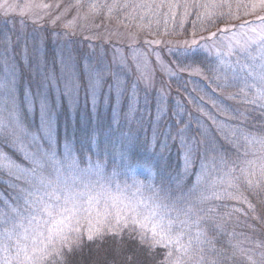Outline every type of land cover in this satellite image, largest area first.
Returning <instances> with one entry per match:
<instances>
[{"label": "rangeland", "instance_id": "1", "mask_svg": "<svg viewBox=\"0 0 264 264\" xmlns=\"http://www.w3.org/2000/svg\"><path fill=\"white\" fill-rule=\"evenodd\" d=\"M262 17L264 0H0V81L13 83L16 112L23 130L15 131L22 137L20 143L24 152H54L61 162H64L66 152L69 158H75L79 169L88 171L74 175L88 183L93 195H100L97 209L101 214L106 205L108 211H114L110 207L113 201L123 207L121 202L126 204L129 199L133 203L146 201V213L155 203L176 201L177 208H192L189 216L181 214L179 217L186 221V226H180L184 231L181 243L187 247L191 239L187 253L177 252L175 245L171 249L157 245L151 252L139 251L143 260L137 264H172L178 257L181 264H209L207 244L215 245L220 240L210 235L216 229L217 220L209 216L216 205L221 203L222 206L223 202L229 203L226 200L237 198L234 194L241 181L254 186L258 183V173L264 174V159L261 158L243 163L242 170L231 175L214 166L210 170L214 178L205 176L209 171L200 170L195 173L196 183L184 191L180 183L194 173L191 170L198 162L201 164L196 154L201 143L195 135V127L189 122L181 128L176 123H169L176 108L185 106L181 96L178 97L179 92L172 90V77H179V81L181 78V83L186 80L208 82H205L207 74L199 67L189 65L194 62L192 54L197 53L224 63L230 59L228 65L233 64L239 72L255 66V78L241 84L251 90L219 94V97L231 101L237 97L245 102L250 112L255 110L258 115H264V95L261 94L264 84L256 79L264 66V44L259 43V36L264 34ZM228 20L232 24H228ZM234 20H242L240 26L232 28ZM218 22L223 25L219 26ZM146 23L157 30L160 26L161 33L144 32L141 24ZM221 29L227 31L221 32ZM188 30L191 39L184 38V32ZM201 32L207 33L204 36ZM213 33L216 35L212 36ZM249 38L255 39L256 43L245 53V41ZM183 55L190 58L187 70L179 67L180 63L184 64ZM96 70H101V78L93 92L89 80L94 78ZM69 79L79 85L78 91L71 96L64 94V84ZM187 89L188 98L197 97L213 108L205 111L202 106L196 108L192 104L196 114L217 120V105L215 101L207 100L209 97L203 92L204 88L199 92L194 85ZM38 93L48 97L50 129L42 122L39 105L30 108L27 102L26 98L35 99ZM11 110V104L5 105L0 117L8 119ZM171 135L179 140L180 148H173L181 150L178 163L182 168L181 180L173 184L156 174V169L166 163L165 152L159 155L161 159L151 157L153 159L145 161L141 157L144 152L156 153L154 147L159 146L160 141L156 143L151 137L169 144ZM202 137L204 140L208 135L202 132ZM14 140L15 136L7 130L0 136V164L4 165L0 167V209L9 215L10 205H15L20 189L28 187L27 174L10 168L9 162L19 169L32 167L20 150V143H14ZM205 158L209 165L213 163L211 156ZM127 163L142 166L128 172ZM217 163L221 166L220 160ZM97 164L103 171V178L97 174ZM114 170L115 177L112 176ZM50 172L51 168L46 167L45 173ZM131 173L136 177H131ZM137 174L144 180L138 179ZM109 180L110 184L107 183ZM135 181H141L143 187ZM200 184L208 187L203 188ZM170 188L171 194L167 193ZM226 189L230 194L224 199ZM173 194L176 195L174 201L171 199ZM201 194L207 199H202ZM163 211V208L156 209L157 216L153 219L162 225L175 220L176 212L160 215ZM228 214H225L227 218ZM109 225L114 226L113 216H109L108 224L103 225V235L109 232L106 230ZM87 227L82 223L81 238L87 239ZM180 228L173 224V234ZM124 229L137 234L140 231L131 223ZM147 236L151 237V233ZM230 239V246L237 250L233 253L237 264H264L255 245H248L245 240L235 242L233 237ZM60 247L59 244L55 248L50 246L41 264H62L64 260L56 255V249ZM62 250L67 251L66 248ZM170 250L171 257L168 256ZM92 251H83L76 257L74 250L71 264L90 263L94 254H98ZM148 254H155V257ZM157 254L160 255L156 258ZM5 255L8 253L0 252V258Z\"/></svg>", "mask_w": 264, "mask_h": 264}, {"label": "trees", "instance_id": "2", "mask_svg": "<svg viewBox=\"0 0 264 264\" xmlns=\"http://www.w3.org/2000/svg\"><path fill=\"white\" fill-rule=\"evenodd\" d=\"M247 2L246 4H248ZM241 21L242 20H234V26L232 28L240 26ZM228 24H232V21L228 20ZM141 25L144 32L151 31V33L153 32L158 35L162 31L160 30L159 33L160 26H158L159 29L157 30L150 23ZM218 25H223V22H218ZM201 33L205 36V33L207 32ZM148 34H150V32ZM189 34V30L187 32L185 31L184 38L188 37L191 39V35ZM150 38L155 39V37L153 38L152 36ZM198 41H200V39ZM192 57H194V62L189 63V56L184 58L183 55L182 59H184V64L180 63L179 67L183 70H187L190 64L199 67L205 75H208L205 80V82H208L205 84L201 83L199 80H197L196 83L186 80L181 83V78L179 81V77L177 79L172 77L170 80L172 83V90L179 92L180 95H176H178L179 98L181 96L180 100L185 102L186 107L184 105L180 109L177 107V112H175V114L172 113L173 117L169 123H176L181 128V125L185 122H189L192 127H195V135L201 143V147L196 153L199 156L197 158L198 160L200 159L201 164L198 162L195 168L191 170L194 173L191 174L184 183L182 182L183 184L180 183V186L183 187L184 191L193 183H196L194 182V177L196 176L195 173L200 170L204 169L205 172L209 171V175L205 176L214 178L213 174L210 173V170L214 166L219 167L221 171L225 170L229 172L231 175L234 174L235 171L238 172L239 170H242L243 163L250 162L256 158L264 159V143L258 142L264 140V115H258L255 110L250 112L245 102L243 100L239 101L237 97L232 101L223 98V96L219 97V94L235 93L234 91L242 93L251 90V87L246 88L241 84L244 83L246 79L250 81V79L252 80L255 78L254 72L256 73L257 70H255V66L250 69L240 70L239 72L234 69L235 66L233 64L228 65L230 59L228 62L225 61L226 63H224L219 59L209 57L204 58L198 53L192 54ZM187 63H189V65ZM182 73L183 72L180 70V75ZM193 85L198 92L204 88L203 92L206 94V97H209L207 100L210 102L215 101L214 104L217 105L216 107L218 109L216 110L217 120L209 118L206 115L200 116L196 114L192 107L193 105H195L196 108L202 106L205 111L213 108L207 106V102H200L197 97L192 96L188 98L186 96V94L189 93L187 88H191ZM244 110H246V113H244ZM209 112H207V114H209ZM202 132L208 135L204 140ZM245 137H248V140H251V143H249L248 140H245ZM151 138L154 139L156 143L158 140L160 141L158 142L160 145L154 147L156 148V153L151 154L150 152H144L141 157L145 161L153 159L151 157L161 159L162 156L159 157V155L165 152L164 157L166 158V163H164V167L162 166L156 169L158 178L168 179L165 180V182H169L170 184H173L174 181L179 179L181 180L180 174L182 168L180 167V163H178V156L181 150L173 148L174 146L180 148V146H178L180 145L179 140H176L175 136L171 135L168 137L169 139H172L168 140L169 144H164L160 138ZM210 156L213 158V163L211 162L209 165L210 162L206 161L207 158L205 157ZM218 160H220L221 166L217 165ZM129 175L134 178L136 177V174L133 173ZM257 177L258 183L254 186H250L248 183L247 185L242 184L243 181H241V183L237 185V191L234 194L237 198H234V201L226 200L229 202L227 203L229 206H227L225 202L222 203V206H220L221 203L216 205L217 208L215 207L214 211L209 216L217 220V225L215 226L217 231L214 229L210 235L212 237H219L220 240L215 245L207 244L208 255H210L207 263L237 264L235 256L233 255L237 250L234 246H230L231 237H233V241L235 242H243V240H245L248 245H255L257 255L262 256V259H264V180L260 181L261 178L264 177V174L258 173ZM137 178L143 179L144 177L137 174ZM200 182L201 180L198 184ZM201 186L203 188L208 187L207 185ZM226 190L224 199H227L226 197L230 194L228 189ZM167 193H173L171 188L168 189ZM174 195L175 194L171 196L173 201L176 197V195ZM226 213H230L228 214L229 218L225 216ZM151 243V237L147 236L146 243L142 245L139 242V236L137 233L128 232L124 229L118 234L107 232L105 235L96 236L92 241L81 238L80 247L75 248L74 250L77 252L75 254L76 257L83 253V251H90L91 253L93 250L99 254H96V256L94 254L93 259L88 264H133L132 261H136L135 264H137L140 260H143L139 254L143 251H149V245ZM159 255L160 254H157L156 258ZM148 256L153 258L155 257V254H148ZM62 264H65V261L62 262Z\"/></svg>", "mask_w": 264, "mask_h": 264}, {"label": "snow or ice", "instance_id": "3", "mask_svg": "<svg viewBox=\"0 0 264 264\" xmlns=\"http://www.w3.org/2000/svg\"><path fill=\"white\" fill-rule=\"evenodd\" d=\"M261 19H264L262 17ZM226 32L227 29H221ZM216 34L213 33L212 36ZM195 43V41L193 42ZM256 43V40L249 38L245 41L244 52ZM259 43L264 44V34L259 36ZM101 78V70H96L94 78L90 77L89 87L95 91V85ZM261 84H264V66H261L260 72L256 77ZM54 81V78H53ZM79 85L73 83L71 79L65 81L64 94L71 96L74 91H78ZM13 83L4 80L0 81V111L4 110V106L11 104L12 110L8 119L0 117V136L8 133L15 136L14 143H20L22 137L15 130L21 129V122L16 112V100L13 95ZM264 95V91L261 92ZM31 107L39 105L42 122L47 124L49 129L51 122L48 119L49 100L45 95L37 94L35 99L26 98ZM255 139V138H253ZM248 140V137H245ZM251 143V140H248ZM264 143V140L258 141ZM20 150L24 152V146L20 143ZM25 159L32 164L30 169H19L9 162V167H15L18 171L27 174L28 187L20 189L19 196L16 197L15 205L11 207V214H6L0 209V252L8 253V255L0 258V264H41L45 259L44 253L49 247L55 248L59 244L61 247L56 249V255L60 256L65 264H71V256L75 248L81 245L80 228L82 223H86L87 239L92 241L96 236L103 235L102 227L108 224V217H114V226L109 225L107 231L118 234L117 229L122 231L129 226V223L135 225L140 230L138 232L139 242L143 245L147 241V233H151L152 243L149 245V252L157 245L161 247L172 248L176 246L177 252L187 253L191 247V239L187 247L181 243L184 231L181 225L186 226V221L180 220L181 214L189 216L192 208H177L176 201L171 204L155 203L154 207L148 208L146 201L133 203L131 199L123 204V207L117 206L115 201L110 205L114 210H107V205L103 214L97 209L100 204V195H93L87 182H84L79 176L74 175L77 172L86 173L87 169H79L75 158H69L65 153V160L61 162L57 160L54 152L27 153L24 152ZM122 159L127 160V157ZM4 165L0 164V167ZM89 166L91 167V158H89ZM142 166L139 164L127 163L125 167L128 172H134L135 167ZM51 168V172L46 174L45 168ZM97 174L103 178V171L97 164ZM67 173V175H66ZM115 170L112 176L115 177ZM71 179V183L69 180ZM79 181V183H78ZM141 187V181H135ZM108 184L111 183L109 180ZM80 184L83 186L81 187ZM149 187H153L149 185ZM104 188V185H101ZM202 199L207 197L201 194ZM163 208L164 211L160 215L167 216L169 212H176L175 220H170L167 225H162L159 220L153 219L157 216L156 209ZM95 212V215L93 213ZM151 221V226H149ZM198 223V221H197ZM173 224L180 231L175 235L172 231ZM66 248L67 251L62 249ZM173 255L172 251L168 252V256ZM172 264H181L178 257Z\"/></svg>", "mask_w": 264, "mask_h": 264}]
</instances>
